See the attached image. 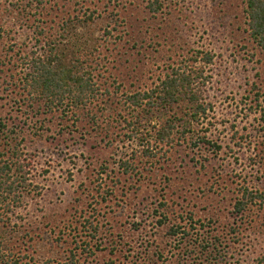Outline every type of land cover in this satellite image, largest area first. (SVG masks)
<instances>
[{
    "label": "rangeland",
    "instance_id": "rangeland-1",
    "mask_svg": "<svg viewBox=\"0 0 264 264\" xmlns=\"http://www.w3.org/2000/svg\"><path fill=\"white\" fill-rule=\"evenodd\" d=\"M246 3L0 0L3 149L26 172L0 205V264H264V49ZM54 53L91 76L85 106L30 95L28 64ZM173 69L198 73L197 120L187 101H128Z\"/></svg>",
    "mask_w": 264,
    "mask_h": 264
},
{
    "label": "trees",
    "instance_id": "trees-1",
    "mask_svg": "<svg viewBox=\"0 0 264 264\" xmlns=\"http://www.w3.org/2000/svg\"><path fill=\"white\" fill-rule=\"evenodd\" d=\"M247 24L252 41L261 49H264V0H247ZM153 11L157 10L152 8ZM59 53L49 55L46 59L41 60L37 58L28 64L26 86L29 89L30 95L38 96L45 100V106L49 111L59 108L63 105L64 100L67 99V107L78 109L87 104L94 96L97 89L92 83L90 75H85L81 72V67L78 66V61L66 63L60 58ZM212 56L206 55L205 61L211 62ZM198 80V73L194 70L182 71L181 69H173L160 82L159 86L146 93H136L128 97V101L133 106H141L146 101L149 109L157 106L166 112L173 109L174 105H178L183 101H187L195 106L192 113V119L197 120L202 114H206L208 107L201 103L200 95H197L194 90V84ZM174 122L168 120L166 126L157 131L156 136L158 142H165L170 139L174 129ZM185 127V125H184ZM6 124L0 120V205L1 209L10 210L14 201L18 203V199H12L11 202L5 204L9 198L8 196L14 194L19 196L16 192L26 187L25 166L21 164V157L16 151L12 154L16 158L8 157V151H4L3 147L8 145ZM14 150V149H13ZM148 152V151H147ZM23 173L21 180L10 179V172L14 167ZM123 166L129 167L127 163ZM125 171H128L126 169ZM18 180V181H17ZM241 198L236 202L237 209H241V205L255 199L253 193L243 189L241 191ZM16 194V195H15ZM247 197L249 199H247ZM244 201H247L244 203ZM213 244V243H212ZM211 244V245H212ZM208 246L203 253L208 257L212 254L213 245Z\"/></svg>",
    "mask_w": 264,
    "mask_h": 264
}]
</instances>
